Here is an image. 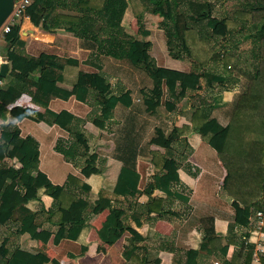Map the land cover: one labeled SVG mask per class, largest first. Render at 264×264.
Returning <instances> with one entry per match:
<instances>
[{
	"label": "trees",
	"instance_id": "1",
	"mask_svg": "<svg viewBox=\"0 0 264 264\" xmlns=\"http://www.w3.org/2000/svg\"><path fill=\"white\" fill-rule=\"evenodd\" d=\"M172 5V0H34L26 15L44 32L72 33L79 39L80 48L89 52L83 60L73 55H37L28 51L27 41L20 35V23L0 38V55H7L9 67L5 76L0 75V148L3 151L0 263L4 260L5 264H61L58 259L46 260L36 249L42 232L36 222L39 210H45L47 221L57 227L56 231H46L53 236L55 246L64 239L80 242L81 252L70 253V257L85 255L91 242H86L84 236L92 229L86 222V212L92 205L107 211L97 229L102 244H114L125 228L130 230L131 236L122 252L125 264H161L157 250L148 248L141 252V243L156 237L154 226L145 225L138 210L131 214V223L124 224L122 217L126 212L121 206L131 198L145 195L150 212L165 213V198L157 197L156 191L187 200L175 189V185L181 184L179 170L185 167L181 159L187 160L203 140L217 151L227 169L224 188L235 200L236 210L239 212L241 204L245 216L252 222L258 212L264 213V0H254L249 10L239 12L243 20L261 22L252 26L257 31V66L252 73L238 70L241 79L205 68L211 61L223 60L224 53L208 47L204 35L195 27L198 23L194 25L190 16L175 11L177 7ZM190 5L195 15H201L208 3L191 0ZM129 8L142 28L133 39L123 41L120 36L125 35L123 22ZM151 13L173 23L175 36L186 42L201 67L191 72L157 70L167 87L177 84L180 87L179 94L168 89L170 98L183 101L177 120L163 115L164 89L154 92L150 73L139 66L153 34L143 25ZM228 21L212 18L206 24L211 29L224 24L229 31ZM84 66L93 68L102 77L116 78L119 86L118 90L104 89L103 101L96 102L98 112L88 120L66 109L51 108L56 99L95 105L93 100L98 92L93 86V73L83 71ZM201 78L207 89L215 85L222 88V92L211 96L208 108L193 103L195 96H187L188 91L200 88ZM230 82L238 84V89L231 88ZM25 93L31 95L33 103L44 108L41 120L44 126L57 124L69 132V139L58 140L55 149L80 167L82 177L71 174L65 186L55 184L46 173L34 169L40 160L39 142L20 130H2L3 125L16 122L17 115L9 106ZM166 104L173 105L167 101ZM82 122L94 134L92 141L80 131ZM156 138H160L161 148L154 145ZM105 141H112L113 146L106 151L105 165L101 167L99 161ZM182 141L186 151L178 157L177 146ZM140 161L149 164V181L144 186L138 167ZM44 195L53 197L49 210L45 209ZM201 223L206 235L198 250H213L216 239L219 240L214 229L215 219L204 217ZM250 247L243 240L230 262L239 264L237 261L244 260ZM187 264H197V261L189 257Z\"/></svg>",
	"mask_w": 264,
	"mask_h": 264
},
{
	"label": "crops",
	"instance_id": "2",
	"mask_svg": "<svg viewBox=\"0 0 264 264\" xmlns=\"http://www.w3.org/2000/svg\"><path fill=\"white\" fill-rule=\"evenodd\" d=\"M62 31L63 30H58L55 33L44 32L37 24L34 23L30 16H27L20 21L21 38L27 41L28 51L31 52V50H33L34 52L32 53L34 54H36L35 52L38 50L40 51L37 55L42 53L59 55L57 53L48 52L45 49L49 48L53 50L55 47H67L68 42L65 41L67 35H62ZM83 50L84 49L79 48V54L77 55H80V53L82 54L84 52ZM85 51L88 52L87 50ZM162 68L188 72L186 70L173 67ZM91 73H93V86L97 78L103 80L105 79L97 72ZM149 73L154 81L155 90L158 91L163 88L166 80L159 77L157 70H153V72ZM158 84L159 87H157ZM202 90L203 87L201 85L198 90L194 91V93H188V95L195 96L198 100H203L206 98V94L202 95ZM56 100L52 101L51 108ZM178 101L179 100L174 99V97L170 98L168 96V103L171 102V104L175 106ZM68 102V108L66 107L58 110L54 108L52 109L56 111L66 109L82 119H87L86 115L91 111L88 104L78 102L74 99H71ZM9 109L14 111L17 115V120L15 123L9 126L3 125L1 128L2 130H9L12 132L20 130L23 135H31L39 142L41 154L39 162L34 165L35 170L43 171L55 184L59 185L60 183V186L66 185L68 177L71 174L82 177L80 167L72 164L73 162H68L65 159L66 157L55 149L58 140L69 139V132L57 124L51 127L44 126L41 123V120L44 117L45 110L43 107L32 102L30 94L25 93L16 103L9 106ZM168 110L169 111L163 109V115L169 119L177 120L179 112L175 114V110ZM171 113H174L173 117H170ZM79 129L85 134L89 141L94 139V134L87 130L85 122L81 123ZM42 134H48L46 136L48 138V144H44L46 149L45 156L43 152V143L41 142ZM161 143L160 138H156L154 141V145L156 147L161 148ZM184 144L185 141L178 143V157L181 155V152H184L183 150L185 147L183 146L182 148V146H180ZM112 146V141L104 142V146L102 147L104 154L101 155L99 161L101 167H104L105 165L107 157L106 151L111 150ZM207 146L212 148V150H215L207 141H201L196 150L191 152L188 159L185 160L188 167H183L179 170L181 184L175 185V189L182 193L187 200L184 201L167 197L162 192L156 191L155 195L157 197L165 198L164 207L166 212L159 214L157 211H149L146 205L148 201L147 196L143 195L137 198H131L125 204H130L133 208H123L126 212L123 222L126 225L130 224L132 221L131 215L129 214L128 216L127 213H133V211L139 210L143 215L142 222L145 225L154 226L157 231V235L155 238L141 243V245H143L141 252L144 253L148 248L157 250L160 258L162 259L161 264H187L189 257L196 259L197 264H232L230 261L239 252L241 243L245 239L250 243L251 247L246 250L244 260H239L237 262L239 264H264V227L261 232H258L256 222L254 223V220L252 222V219L245 216L241 204L239 212L236 210L235 200L229 196L228 192L224 188V179L227 175V169L221 161L218 153V157H216L217 160L213 163L215 166L214 170L216 172L212 173L214 175H212L211 180L206 178L202 169L203 164L201 161L204 162V159H208L210 157L214 158V156H217L213 153L214 151H209V147ZM2 157L3 151L0 148V163ZM143 162L144 161H140L138 166L142 174V186L149 181L150 176L149 169H146L145 172L142 170ZM51 169H55V171L53 172ZM197 169L200 170V173H202V171L203 173L197 174ZM207 177L210 178L209 176ZM133 202H136L137 206L133 204ZM43 203L46 210L51 209L53 205V197L44 195ZM40 211L41 210L37 213L36 222L42 231L44 230L43 239L51 240L49 241V245H44L41 243L42 240L40 238L36 249L44 257H46V260L49 261L52 259H58L61 264H125L122 252L124 246L128 244V239L131 236L129 229L125 228V230L120 234L119 240L114 244H102L98 238L97 229L101 226L102 221L107 215L106 210L99 206L92 205L88 208L86 212V222L92 225V229L84 236V240H86V242H91V246L85 255L81 257L79 256L75 259L70 257V253L78 255L81 252V243L64 239L60 245L55 246L53 244V236H50L49 232L46 231H56L57 227L47 221L48 214L45 210H43L45 212ZM210 216L215 219L214 229L216 237H219V240L216 239L214 244L215 249L213 250H198L200 246L199 244L206 235V231L202 227L201 219ZM254 219L256 220L257 218L255 217ZM261 238L263 239L261 242L262 250L258 252V260H256V242ZM5 262L6 261L0 264H5Z\"/></svg>",
	"mask_w": 264,
	"mask_h": 264
},
{
	"label": "rangeland",
	"instance_id": "3",
	"mask_svg": "<svg viewBox=\"0 0 264 264\" xmlns=\"http://www.w3.org/2000/svg\"><path fill=\"white\" fill-rule=\"evenodd\" d=\"M175 1L178 3L175 6ZM191 0H172V6L177 7L176 10L179 12H185L188 16H190L192 19V23L197 26L196 29L201 31L202 35H204L205 42L207 43L208 47H213L217 51H222L224 53V59L219 61H211L205 68L208 70H211L216 73H223L230 78H235L236 76L240 79L242 78L238 70H242L243 72H250L252 73L255 70V67L258 63V58L255 54L256 49V43L255 38L257 31L252 26L256 23L259 25L261 24L260 21H253L251 19L243 20L240 17V11L242 10H249L251 8V5L254 0H192L197 1L198 3L206 2L208 5L204 7L202 10L201 15H195L193 13V9L190 5ZM165 10H167V5L165 4ZM134 15L132 13L131 8L128 9V13L124 19V30L125 35L120 36V38L123 41H128L130 39H133L137 34H140V30L142 28V24H137V22L134 19ZM212 18H220L225 19L227 18L229 21V31L225 27L224 24H221L216 29H211L207 26L206 20L212 19ZM148 22H144V27L150 28L153 31L152 38L150 43L147 46V49L143 52L144 61L140 63V67H143L147 72H153V70H158L162 67H173V68H179L186 71H199L201 67L199 66L198 58L196 59L194 54L187 48V44L184 41H180L177 36H175V31L173 29V23L170 22L169 19H165L161 16L149 14L148 16ZM62 35H67V38H65V41L68 42L67 47L60 46L58 48L52 49H45L48 52L51 53H57L59 55H77L79 50V39L76 38L72 33L62 31ZM252 33V37L249 38L248 34ZM1 32H0V38H1ZM75 37V38H74ZM198 39H201L198 37ZM45 41V40H44ZM45 43V42H44ZM47 43V42H46ZM84 52L80 55H77L80 57V59H85L89 56V52ZM203 49L198 52V55L201 56ZM31 52H34L31 50ZM40 52L39 50L35 52L38 54ZM229 58V59H227ZM226 59L229 61L228 67L226 66ZM200 67V69H199ZM83 71L85 72H96L93 68L89 66H84ZM156 72V71H154ZM104 80L97 78V80L94 82V86L97 89V96L94 97L93 103L95 105L90 106L91 111L89 114L86 115L87 120L94 116L96 112H98L99 105L96 102L103 101V91L104 89L108 88H115L118 90V82L115 78H110L107 76H104ZM202 79V78H201ZM201 85L203 87L202 95L206 94V98L204 100H192L195 104H201L204 107L208 108V105L211 104V96L222 92L221 85H215L212 87V89H207L203 85V79L201 80ZM106 85V86H105ZM230 87L234 89H238V84H233L230 82ZM159 87V84L158 86ZM164 101L162 110L169 111L168 108L172 111L175 110V114L180 112L181 109H183V101L182 98L178 99L177 105H168L166 104L167 98L169 96L168 89H172L174 92L176 91L177 94L180 92L179 85H175L174 87L166 86V83L164 84ZM171 91V90H170ZM196 90H190L188 93H194ZM156 92V90L154 91ZM171 93V92H170ZM187 93V95H188ZM177 99V98H176ZM211 100V102H209ZM190 101V102H192ZM165 103V104H164ZM171 103V102H170ZM68 108L69 102L64 100L57 99L53 105L52 108L58 110L62 108ZM210 108V106H209ZM91 115V116H90ZM174 113L170 114V117H173ZM48 134H42V140L43 143V152L44 156L46 155V149L44 144H48V138L46 137ZM58 143V141H57ZM183 146L184 145H180ZM209 147V146H207ZM109 148V147H108ZM181 148V149H182ZM81 149L79 150V152ZM184 152L186 149L183 150ZM209 151L215 153L217 155V152L215 150H212V148L209 147ZM183 152V153H184ZM80 154V153H79ZM217 156H214V158L210 157L208 159H204V162L201 161L203 164L202 169L204 171V174L206 175V178L208 180H211L214 170V164L215 160H217ZM68 162L72 163L68 159L65 158ZM185 165V168L188 167L187 162H185V159H181ZM74 162V161H73ZM73 164V163H72ZM192 168V167H191ZM226 168V167H225ZM146 169H149V165L146 162L142 163V170L145 172ZM201 169V170H202ZM51 171H55V169H51ZM202 171V173H203ZM197 174L200 173V170H196ZM200 173V174H202ZM209 176L210 178H208ZM60 185V183H59ZM189 193V192H187ZM137 200V199H136ZM134 201V200H133ZM137 206V203L133 202ZM121 207L124 209L129 208L132 209L130 204H124ZM136 208V207H135ZM134 210V209H133ZM139 211V210H138ZM45 212V211H40ZM125 212V211H124ZM134 212V211H133ZM131 215L132 213H127ZM45 215V213H44ZM125 216L122 217L124 219ZM44 231H42L41 234V243L44 245H49V241L51 239H43ZM42 244V245H43ZM74 246L73 244H71ZM51 246V245H50ZM4 260H2L1 263H3Z\"/></svg>",
	"mask_w": 264,
	"mask_h": 264
},
{
	"label": "built area",
	"instance_id": "4",
	"mask_svg": "<svg viewBox=\"0 0 264 264\" xmlns=\"http://www.w3.org/2000/svg\"><path fill=\"white\" fill-rule=\"evenodd\" d=\"M33 0H15V6L14 10L12 11L11 15L9 18L6 20L4 25L2 26L0 32L1 36L3 37L5 34L9 33L11 31V28L13 25L20 23L22 19L27 17L26 15V10L27 8L32 4ZM4 55H0V58L2 61L0 62V65H3L5 62L3 60ZM256 220H254V223L256 222V227L257 231L261 232L263 227H264V213L263 212H258L256 216ZM262 238L256 242L257 248H256V260H258V252L262 250Z\"/></svg>",
	"mask_w": 264,
	"mask_h": 264
},
{
	"label": "water",
	"instance_id": "5",
	"mask_svg": "<svg viewBox=\"0 0 264 264\" xmlns=\"http://www.w3.org/2000/svg\"><path fill=\"white\" fill-rule=\"evenodd\" d=\"M15 0H0V30L14 10ZM4 64L0 65V75L5 76L8 71V57L3 56Z\"/></svg>",
	"mask_w": 264,
	"mask_h": 264
}]
</instances>
